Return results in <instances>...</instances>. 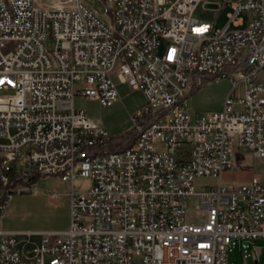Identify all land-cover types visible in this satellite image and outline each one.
Masks as SVG:
<instances>
[{
    "label": "built area",
    "instance_id": "built-area-1",
    "mask_svg": "<svg viewBox=\"0 0 264 264\" xmlns=\"http://www.w3.org/2000/svg\"><path fill=\"white\" fill-rule=\"evenodd\" d=\"M101 1L107 21L83 0H0V211L29 177L91 181L69 194V229L39 233L32 250L33 233L23 241L0 225V264H229L239 243L264 241V183L220 181L236 148L264 158V0ZM201 3L230 7L228 24L194 19ZM222 79L219 111L187 112L193 89ZM118 83L146 104L131 143L111 150L75 100L111 107ZM200 178L219 182L197 188ZM191 197L199 224L186 219Z\"/></svg>",
    "mask_w": 264,
    "mask_h": 264
},
{
    "label": "rangeland",
    "instance_id": "rangeland-1",
    "mask_svg": "<svg viewBox=\"0 0 264 264\" xmlns=\"http://www.w3.org/2000/svg\"><path fill=\"white\" fill-rule=\"evenodd\" d=\"M95 9L104 21L108 20L106 5L101 0H83ZM40 8H50L57 4L69 6V0H36ZM111 6L110 3H108ZM218 5L201 3L193 13L194 19L201 23L212 24L215 30L224 28L229 22V15L233 12L230 7L219 11ZM110 16V15H108ZM165 42L162 44V49ZM47 51L55 48V41L51 36L46 42ZM259 79L264 81V70ZM81 89V88H79ZM119 101L111 107H103L98 101L77 97L75 106L87 112L89 118L101 120L111 136L112 148L117 150L128 146L132 140L131 131L134 123L131 118L146 104V96L142 90L134 89L128 84H117ZM231 89L227 79L205 83L201 89L193 91L188 97L187 112L193 116L208 115L219 111ZM9 94L8 91L0 92ZM236 96H243V85L237 89ZM127 135L124 141L122 138ZM122 140V142H121ZM115 143V144H114ZM231 174L229 178L222 177V184L236 186L239 182L248 181L258 176L264 183V158H259L247 148H236L232 158ZM197 180V188L203 185H213V180ZM26 188L25 194L14 195L10 200L1 220V227L6 231L19 234V240L27 241V233H33L32 244L27 250H32L35 243L40 242L41 232H62L70 227L71 215L68 195L72 192H85L90 189L89 179L76 178L73 182L64 181L60 177L40 178L37 183ZM186 219L190 223L199 224L203 220V211L196 197L186 202ZM264 264V241H246L232 248L229 264Z\"/></svg>",
    "mask_w": 264,
    "mask_h": 264
},
{
    "label": "crops",
    "instance_id": "crops-1",
    "mask_svg": "<svg viewBox=\"0 0 264 264\" xmlns=\"http://www.w3.org/2000/svg\"><path fill=\"white\" fill-rule=\"evenodd\" d=\"M193 91H197V89H193L191 92H190V94L193 92ZM189 94V95H190ZM125 147H122V148H118L117 150H123ZM230 174H231V170H229V171H227V172H225L223 175H222V177H225V178H229L230 177ZM222 177H221V179H222ZM221 179H220V181H221ZM197 180H207V178H200V179H197ZM208 180H213L214 181V184L213 185H216V184H218V182H219V180H217V179H213V178H209ZM250 180V179H249ZM244 182H246V181H241V182H239L236 186H238V185H240V184H242V183H244ZM225 185H227V184H225ZM228 186H231V185H228ZM232 187H234V186H232ZM88 191V190H87ZM68 198H69V195H68ZM8 207V206H7ZM69 208H70V203H69ZM7 209V208H6ZM6 212V211H5ZM204 215V214H203ZM1 220H2V218L0 219V225H1ZM205 220V215L203 216V220H202V222ZM67 231V230H66Z\"/></svg>",
    "mask_w": 264,
    "mask_h": 264
},
{
    "label": "trees",
    "instance_id": "trees-1",
    "mask_svg": "<svg viewBox=\"0 0 264 264\" xmlns=\"http://www.w3.org/2000/svg\"><path fill=\"white\" fill-rule=\"evenodd\" d=\"M40 179V177L39 176H33V177H29V178H27L26 180H25V187H30V186H32V185H34L35 183H37V181ZM18 194H25V192H21V193H17V194H15V195H18ZM8 206V205H7ZM6 206V207H7ZM5 214V212H2V211H0V218H2L3 217V215Z\"/></svg>",
    "mask_w": 264,
    "mask_h": 264
},
{
    "label": "water",
    "instance_id": "water-1",
    "mask_svg": "<svg viewBox=\"0 0 264 264\" xmlns=\"http://www.w3.org/2000/svg\"><path fill=\"white\" fill-rule=\"evenodd\" d=\"M255 264H258V262H256Z\"/></svg>",
    "mask_w": 264,
    "mask_h": 264
}]
</instances>
